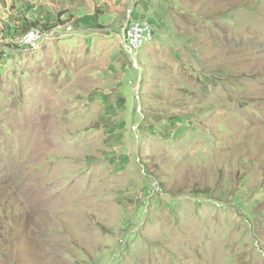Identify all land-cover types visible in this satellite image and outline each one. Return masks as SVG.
<instances>
[{"label":"rangeland","instance_id":"obj_1","mask_svg":"<svg viewBox=\"0 0 264 264\" xmlns=\"http://www.w3.org/2000/svg\"><path fill=\"white\" fill-rule=\"evenodd\" d=\"M0 264H264V0H0Z\"/></svg>","mask_w":264,"mask_h":264},{"label":"built area","instance_id":"obj_2","mask_svg":"<svg viewBox=\"0 0 264 264\" xmlns=\"http://www.w3.org/2000/svg\"><path fill=\"white\" fill-rule=\"evenodd\" d=\"M133 13L127 11L126 17L121 25L119 36L123 43V48L127 55L133 60L137 66L139 61L137 59L138 52L153 39V26L148 20L144 18L132 17ZM72 26L68 28L71 30ZM44 35L40 29H31L25 33L22 40L24 46L34 47L36 43L43 40Z\"/></svg>","mask_w":264,"mask_h":264},{"label":"bare ground","instance_id":"obj_3","mask_svg":"<svg viewBox=\"0 0 264 264\" xmlns=\"http://www.w3.org/2000/svg\"><path fill=\"white\" fill-rule=\"evenodd\" d=\"M145 20H147V19H145ZM149 21V20H148ZM152 25V24H151ZM154 30V29H153ZM151 42V41H150ZM149 43V42H148Z\"/></svg>","mask_w":264,"mask_h":264}]
</instances>
